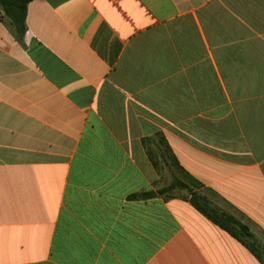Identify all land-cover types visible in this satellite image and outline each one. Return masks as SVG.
<instances>
[{
    "label": "crops",
    "instance_id": "1",
    "mask_svg": "<svg viewBox=\"0 0 264 264\" xmlns=\"http://www.w3.org/2000/svg\"><path fill=\"white\" fill-rule=\"evenodd\" d=\"M1 14L0 264H264L159 194L185 172L264 246V0Z\"/></svg>",
    "mask_w": 264,
    "mask_h": 264
},
{
    "label": "trees",
    "instance_id": "2",
    "mask_svg": "<svg viewBox=\"0 0 264 264\" xmlns=\"http://www.w3.org/2000/svg\"><path fill=\"white\" fill-rule=\"evenodd\" d=\"M34 0H0V13L11 21L16 33L19 37H23L27 31L26 19L28 5ZM161 141H165L160 136ZM145 140L143 143L146 145ZM183 179L175 177L170 186L159 191V194H168L175 190H185L191 196V204L215 225L230 233L232 236L239 239H247L249 250L258 258L264 255V246L258 243L251 230L245 226L240 220L234 216L222 211L212 204L205 196L199 194L197 190L200 184L190 178L188 174L182 172ZM149 195H154L150 193Z\"/></svg>",
    "mask_w": 264,
    "mask_h": 264
},
{
    "label": "rangeland",
    "instance_id": "3",
    "mask_svg": "<svg viewBox=\"0 0 264 264\" xmlns=\"http://www.w3.org/2000/svg\"><path fill=\"white\" fill-rule=\"evenodd\" d=\"M160 162V167H162L163 168V165H162V163H161V161H159ZM163 173L165 174V178H166V182H167V184H169L170 182H172V176L174 175V173H175V171H174V169H171L169 166H166L165 167V170L163 171ZM178 173V172H177ZM179 174V173H178ZM180 177H182L183 178V175L181 174V176Z\"/></svg>",
    "mask_w": 264,
    "mask_h": 264
},
{
    "label": "built area",
    "instance_id": "4",
    "mask_svg": "<svg viewBox=\"0 0 264 264\" xmlns=\"http://www.w3.org/2000/svg\"><path fill=\"white\" fill-rule=\"evenodd\" d=\"M2 18V14L0 13V19Z\"/></svg>",
    "mask_w": 264,
    "mask_h": 264
}]
</instances>
